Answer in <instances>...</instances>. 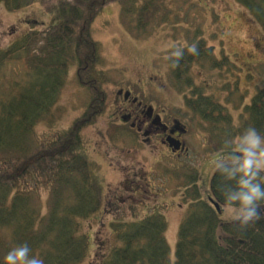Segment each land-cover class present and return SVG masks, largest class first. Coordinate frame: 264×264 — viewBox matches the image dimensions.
<instances>
[{
	"label": "rangeland",
	"instance_id": "1",
	"mask_svg": "<svg viewBox=\"0 0 264 264\" xmlns=\"http://www.w3.org/2000/svg\"><path fill=\"white\" fill-rule=\"evenodd\" d=\"M150 1L153 6L147 10L144 27L134 21V29H128L122 15L125 7L120 2L105 5L93 21L92 35L100 45L99 69L104 72L103 87L108 90L109 99L105 113L82 130V150L97 166L105 201L101 210L82 221L83 231L93 242L89 256L78 264H96L98 253L110 248L111 222H134L154 211L166 217L167 242L174 257L179 232L192 207L198 206L197 201L208 202L213 196L211 186L217 171L212 161L224 153L226 141L245 130L246 109L264 88V31L237 0ZM58 2L51 1L54 6ZM50 20L51 15L39 4L12 12L1 4L0 51L32 30H41ZM201 41L212 47V55L191 63L188 76L194 81L186 85L189 77L176 78L171 53L178 47L197 45ZM226 57L229 61L222 67L213 64L215 59ZM29 67L25 52L0 63V110L1 103L16 93L15 83H29ZM76 82L72 69L68 84H64L54 106L55 110H61L60 121L53 125L39 124L35 128L39 139H53L87 110L93 92ZM129 87L136 89L145 101L187 117L185 122L190 123L192 119L191 134L185 138L188 151L183 150L182 156L176 157L165 147L157 149L143 142L134 151L120 137L110 138L108 128L116 127L111 126L115 115L113 98L117 97L118 89ZM197 88L211 98L214 106L218 103L224 108L231 123H214L219 110L208 113L206 120L201 110L191 106L187 98L196 100ZM202 108L213 111L210 106L202 105ZM53 185V181L40 176L29 177L23 184L27 191L37 190L38 194H32V201L37 207H44L45 212ZM196 185L199 191L194 190ZM221 206L224 212L220 219L236 222L225 211V204ZM11 233V228L0 227V237H4L5 243L1 252L7 253L16 246Z\"/></svg>",
	"mask_w": 264,
	"mask_h": 264
},
{
	"label": "trees",
	"instance_id": "2",
	"mask_svg": "<svg viewBox=\"0 0 264 264\" xmlns=\"http://www.w3.org/2000/svg\"><path fill=\"white\" fill-rule=\"evenodd\" d=\"M51 1L0 0V5L9 12L39 4L51 15L49 24L41 30H32L0 51V63L7 58L13 59L16 53L25 52L31 70L29 83H15L16 93L15 88L12 89L14 94L1 103L0 227L11 228L13 243L16 246L26 243L31 254L42 259L43 264H78L89 256L93 242L83 231L82 221L101 210L105 201L102 197L104 184L97 166L82 150V130L105 113L109 99L108 90L103 87V82L106 83L104 72L99 69L100 45L92 35L93 21L105 5L120 2L125 7L123 19L132 31L134 21L145 26V15L153 2L59 0L54 6ZM237 1L264 31V0ZM196 47V54L185 48L178 61L174 57L177 79L188 76L191 63L212 55V47L205 41ZM225 61L229 58H217L213 64L222 67ZM72 69L76 83L93 92L91 101L85 113L67 130L43 141L35 128L42 122L53 125L60 121L61 110H55L54 106L64 84H68ZM188 77L185 84L192 85L194 79ZM198 92L196 100L187 98L193 108L201 110L206 120L208 113L211 115L219 110L214 123H231L222 106L218 103L214 106L209 96ZM202 105L212 107L213 111L208 112ZM246 115L243 127H254L264 135V88L253 98ZM118 130L117 126L109 127L110 138H118L121 131ZM38 176L54 182L47 212L32 201V194H38L37 190L27 191L23 186L27 178ZM226 185L234 186L235 181H226L217 172L211 191L221 204H224L222 189ZM194 190L199 191L200 187L196 185ZM260 203V218L241 226L237 221L221 220L206 200L197 201L195 205L198 206L192 207L183 222L174 257L167 242L168 222L163 213L154 211L129 223L111 222V229H108L110 248L103 246L109 249L98 253L96 264H264V201ZM3 245L4 237L1 236L0 248ZM6 254L0 249V261Z\"/></svg>",
	"mask_w": 264,
	"mask_h": 264
},
{
	"label": "clouds",
	"instance_id": "3",
	"mask_svg": "<svg viewBox=\"0 0 264 264\" xmlns=\"http://www.w3.org/2000/svg\"><path fill=\"white\" fill-rule=\"evenodd\" d=\"M184 47L191 54L197 53L196 44L183 45L171 53L177 61L183 56ZM212 166L224 180L235 181L234 186L222 189L230 218L241 226L259 219L260 201H264V135L254 127L245 129L225 142L224 153L212 161ZM0 264H43V260L32 255L25 243L11 248Z\"/></svg>",
	"mask_w": 264,
	"mask_h": 264
},
{
	"label": "flooded vegetation",
	"instance_id": "4",
	"mask_svg": "<svg viewBox=\"0 0 264 264\" xmlns=\"http://www.w3.org/2000/svg\"><path fill=\"white\" fill-rule=\"evenodd\" d=\"M113 100L115 115L112 123L121 130L118 138L133 146L132 150H137L136 145L143 142L157 149L165 147L176 157L182 156L183 150L188 151L185 138L191 134L192 119L191 124L185 122L187 117L145 101L136 89L130 87L117 90V97ZM176 145L181 146L179 151H174Z\"/></svg>",
	"mask_w": 264,
	"mask_h": 264
},
{
	"label": "water",
	"instance_id": "5",
	"mask_svg": "<svg viewBox=\"0 0 264 264\" xmlns=\"http://www.w3.org/2000/svg\"><path fill=\"white\" fill-rule=\"evenodd\" d=\"M177 148H178V145H177ZM217 205V208L219 209V205L218 204H216ZM220 210V209H219Z\"/></svg>",
	"mask_w": 264,
	"mask_h": 264
}]
</instances>
